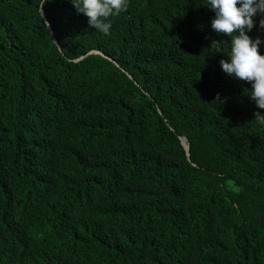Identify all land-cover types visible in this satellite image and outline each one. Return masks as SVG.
Here are the masks:
<instances>
[{
	"label": "trees",
	"instance_id": "16d2710c",
	"mask_svg": "<svg viewBox=\"0 0 264 264\" xmlns=\"http://www.w3.org/2000/svg\"><path fill=\"white\" fill-rule=\"evenodd\" d=\"M203 3L128 0L104 36L49 0L59 50L0 0V264H264V109Z\"/></svg>",
	"mask_w": 264,
	"mask_h": 264
},
{
	"label": "clouds",
	"instance_id": "9594fccd",
	"mask_svg": "<svg viewBox=\"0 0 264 264\" xmlns=\"http://www.w3.org/2000/svg\"><path fill=\"white\" fill-rule=\"evenodd\" d=\"M49 0H39L38 11ZM77 13L87 18V25L95 32L108 36L111 30V17L119 16L128 9V0H69ZM203 6L214 13L210 29L229 38L224 56L219 61L226 76L234 80L250 83L245 90L257 109H264V55L259 47L264 41L259 37L251 38L249 33L254 23L264 29V0H204ZM216 49L224 43L213 41ZM254 122L264 129V113L254 112Z\"/></svg>",
	"mask_w": 264,
	"mask_h": 264
},
{
	"label": "water",
	"instance_id": "95a60500",
	"mask_svg": "<svg viewBox=\"0 0 264 264\" xmlns=\"http://www.w3.org/2000/svg\"><path fill=\"white\" fill-rule=\"evenodd\" d=\"M40 15H41V17L44 19V22H45V24H46V26H47V28H48V30H49V32H50L51 39H52L53 43H54V44L57 46V48L60 50V47H59V45H58V42L56 41V39H55V37H54V35H53V33H52V30H51V28H50L49 23L45 20L44 13H43L42 10H40ZM93 54H96V55H100V56H102V57H105L102 53L97 52V51H91V52H89L86 56H88V55H93ZM84 57H85V56H84ZM84 57H80V58L74 60L73 62H78V61L82 60ZM107 59L110 60L109 58H107ZM110 61H111V60H110ZM159 113H160V111H159ZM178 138H179L180 144H181V146H182V148H183V150H184V152H185L186 158H187V160L189 161V143H188V140H187L185 137H181V136H179Z\"/></svg>",
	"mask_w": 264,
	"mask_h": 264
},
{
	"label": "rangeland",
	"instance_id": "374dc122",
	"mask_svg": "<svg viewBox=\"0 0 264 264\" xmlns=\"http://www.w3.org/2000/svg\"><path fill=\"white\" fill-rule=\"evenodd\" d=\"M228 187H229L230 190H232V191H236V189L232 186L231 183L228 184Z\"/></svg>",
	"mask_w": 264,
	"mask_h": 264
}]
</instances>
